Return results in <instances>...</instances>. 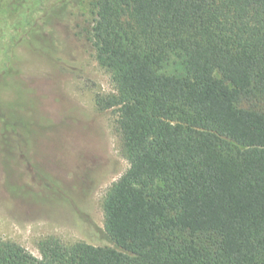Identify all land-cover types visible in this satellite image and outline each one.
<instances>
[{
  "label": "trees",
  "instance_id": "16d2710c",
  "mask_svg": "<svg viewBox=\"0 0 264 264\" xmlns=\"http://www.w3.org/2000/svg\"><path fill=\"white\" fill-rule=\"evenodd\" d=\"M68 3L28 23L20 41L55 45ZM96 8V59L117 89L97 105L118 109L130 162L104 202L121 250L49 239L36 258L0 242V264H264V0Z\"/></svg>",
  "mask_w": 264,
  "mask_h": 264
},
{
  "label": "rangeland",
  "instance_id": "374dc122",
  "mask_svg": "<svg viewBox=\"0 0 264 264\" xmlns=\"http://www.w3.org/2000/svg\"><path fill=\"white\" fill-rule=\"evenodd\" d=\"M66 1L0 0V242L36 258L49 239L121 250L104 202L130 162L118 109L97 105L117 94L92 41L98 0L60 9L55 45L20 41L28 23Z\"/></svg>",
  "mask_w": 264,
  "mask_h": 264
}]
</instances>
